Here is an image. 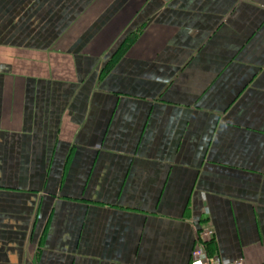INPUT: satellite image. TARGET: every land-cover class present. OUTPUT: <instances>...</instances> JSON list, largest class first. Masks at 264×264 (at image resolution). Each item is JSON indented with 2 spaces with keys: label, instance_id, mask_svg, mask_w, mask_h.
Returning a JSON list of instances; mask_svg holds the SVG:
<instances>
[{
  "label": "crops",
  "instance_id": "1",
  "mask_svg": "<svg viewBox=\"0 0 264 264\" xmlns=\"http://www.w3.org/2000/svg\"><path fill=\"white\" fill-rule=\"evenodd\" d=\"M203 229L264 264V0H0V264H191Z\"/></svg>",
  "mask_w": 264,
  "mask_h": 264
},
{
  "label": "built area",
  "instance_id": "2",
  "mask_svg": "<svg viewBox=\"0 0 264 264\" xmlns=\"http://www.w3.org/2000/svg\"><path fill=\"white\" fill-rule=\"evenodd\" d=\"M213 234L210 229H203L197 234L191 264H246L244 259L233 262H221L218 259L209 257L206 251V243L213 238Z\"/></svg>",
  "mask_w": 264,
  "mask_h": 264
},
{
  "label": "trees",
  "instance_id": "3",
  "mask_svg": "<svg viewBox=\"0 0 264 264\" xmlns=\"http://www.w3.org/2000/svg\"><path fill=\"white\" fill-rule=\"evenodd\" d=\"M133 40H134L133 36L129 37L124 43L121 44V46L116 51L115 55L117 56L124 55V53L128 50V48L132 44Z\"/></svg>",
  "mask_w": 264,
  "mask_h": 264
}]
</instances>
